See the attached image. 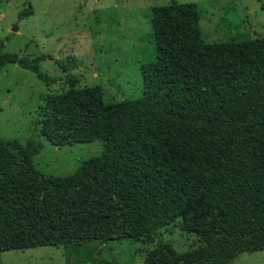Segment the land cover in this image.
Returning <instances> with one entry per match:
<instances>
[{
  "label": "trees",
  "instance_id": "1",
  "mask_svg": "<svg viewBox=\"0 0 264 264\" xmlns=\"http://www.w3.org/2000/svg\"><path fill=\"white\" fill-rule=\"evenodd\" d=\"M151 24L156 61L141 66V99L105 106L99 89L73 81L43 99L41 137L57 148L101 141L99 157L53 178L33 166L34 138L0 139V256L125 240L156 241L144 264H230L264 251V37L206 45L194 4L152 8ZM4 43L0 73L17 65L55 82L39 71L44 57L5 54ZM177 221L201 249L176 253L160 240Z\"/></svg>",
  "mask_w": 264,
  "mask_h": 264
},
{
  "label": "rangeland",
  "instance_id": "2",
  "mask_svg": "<svg viewBox=\"0 0 264 264\" xmlns=\"http://www.w3.org/2000/svg\"><path fill=\"white\" fill-rule=\"evenodd\" d=\"M178 4L197 7L206 45L247 42L264 37V0H0L3 53L36 59L46 84L17 65L0 73V139L40 145L37 172L67 177L103 152V143L57 148L41 137L43 99L70 89H99L105 106L142 98L141 66L156 61L151 9ZM31 8L32 15L19 20ZM246 16L247 19H244ZM17 31L13 32L14 28ZM66 68L64 72L63 67ZM160 240L176 253L201 249L180 221L162 230ZM153 242H91L2 253L1 264H144ZM230 264H264V251L242 254Z\"/></svg>",
  "mask_w": 264,
  "mask_h": 264
},
{
  "label": "water",
  "instance_id": "3",
  "mask_svg": "<svg viewBox=\"0 0 264 264\" xmlns=\"http://www.w3.org/2000/svg\"><path fill=\"white\" fill-rule=\"evenodd\" d=\"M12 31H13V32L17 31V28L15 27Z\"/></svg>",
  "mask_w": 264,
  "mask_h": 264
},
{
  "label": "crops",
  "instance_id": "4",
  "mask_svg": "<svg viewBox=\"0 0 264 264\" xmlns=\"http://www.w3.org/2000/svg\"><path fill=\"white\" fill-rule=\"evenodd\" d=\"M244 19H247L246 16H244Z\"/></svg>",
  "mask_w": 264,
  "mask_h": 264
}]
</instances>
